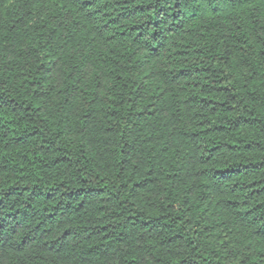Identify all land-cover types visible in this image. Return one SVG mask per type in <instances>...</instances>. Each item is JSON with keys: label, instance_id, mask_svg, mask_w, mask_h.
Masks as SVG:
<instances>
[{"label": "trees", "instance_id": "obj_1", "mask_svg": "<svg viewBox=\"0 0 264 264\" xmlns=\"http://www.w3.org/2000/svg\"><path fill=\"white\" fill-rule=\"evenodd\" d=\"M0 264H264V0H0Z\"/></svg>", "mask_w": 264, "mask_h": 264}]
</instances>
